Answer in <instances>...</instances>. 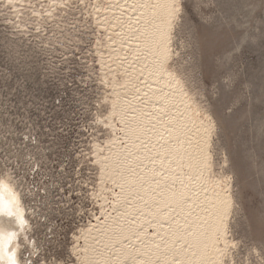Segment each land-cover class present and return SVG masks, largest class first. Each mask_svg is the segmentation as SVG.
<instances>
[{
    "label": "rangeland",
    "instance_id": "obj_1",
    "mask_svg": "<svg viewBox=\"0 0 264 264\" xmlns=\"http://www.w3.org/2000/svg\"><path fill=\"white\" fill-rule=\"evenodd\" d=\"M151 1L155 4L158 0ZM72 2L75 6L61 8L64 0H0V132L6 128L16 130V126L33 131L48 163L47 178L56 180L57 186L63 184L68 189L65 198L76 200L77 206L81 184L87 185L88 210L74 219L57 214L51 222L60 233L59 254L70 262L87 264L84 233L95 228L102 234L108 227L116 228V221L121 223L117 217L122 204L121 180L109 176L114 163H120L119 154L127 142L120 103L123 100L126 105L128 99L131 107L136 105L141 112L144 109L148 116L156 115V109L148 103L149 79L140 62L143 54L136 53L132 42L128 43L141 28L134 15H138L137 8L144 0ZM176 2L167 69L175 67L178 57L182 71L187 69L184 76L170 71L185 92L186 104L179 102L175 110L169 108L162 122L168 124L171 114L188 122L192 136L186 151L198 147L197 135L204 132L208 166L201 174L202 188L193 192L224 194L233 201L226 221V242L221 238L218 242L222 253L234 236L242 238L246 234L244 227L235 224V209H246L257 220L264 212V136L260 130L264 105L259 87L264 82V49L254 42L242 47L235 59H225L230 43L249 32L260 35L264 8L261 0ZM230 79L232 86L226 87ZM253 83L256 88L248 95ZM209 95L211 105L207 104ZM102 102L107 107L103 116L95 107L101 105L103 111ZM186 106L189 110L181 111ZM125 112L132 117L139 113L132 108ZM132 117L127 122L134 121ZM56 169L64 175L61 177ZM182 170L186 181L200 180L188 167ZM23 206L27 217L32 215L33 207L40 208L38 202L32 207ZM204 210L208 208L202 203ZM127 222L124 220L123 225ZM149 232L154 229L150 227ZM136 241L144 244L141 239ZM124 243L133 246L128 239ZM117 246L115 242L103 248L97 245L96 258L100 254L106 257L99 264H117Z\"/></svg>",
    "mask_w": 264,
    "mask_h": 264
},
{
    "label": "bare ground",
    "instance_id": "obj_2",
    "mask_svg": "<svg viewBox=\"0 0 264 264\" xmlns=\"http://www.w3.org/2000/svg\"><path fill=\"white\" fill-rule=\"evenodd\" d=\"M176 1L158 0L154 4L151 0H144L140 8H137L138 15H134L138 16L135 20L139 22L136 23L142 25L135 38L131 36L134 40L128 39V43L132 42L136 53L143 54L142 57L139 54V57L142 65H145L144 76L147 75L149 79L147 91L150 100L147 99V102L152 109L155 107L157 113L148 116L144 109L141 112L137 110L136 105L131 107L132 103H127L126 98V105L123 100L120 103L127 142L119 154L120 163L113 162L114 170L112 173L109 170V176L121 180L122 192L119 197L122 204L117 210L121 223L116 221V228L108 227L102 234L92 227L89 232L84 233V260L87 264L105 262L106 257L100 254L97 259V253L94 251L97 250V245L103 248L114 242L119 246L118 250L116 249L117 264H218L220 261L218 242L219 238L226 242V221L230 215L232 200L224 194L211 196L203 194V191H198L197 194L193 192L202 188L201 174L208 166L209 153L204 132L201 130L197 135L200 140L198 147L186 151L191 135L188 122L182 121V116L176 114H171L168 124L162 122V117L169 108L175 110L176 104L185 102L186 99L185 92L179 88L178 79L167 69ZM133 27L130 29L135 30ZM135 99L133 102H136ZM127 108L139 113L134 117L128 116L127 111L125 112ZM186 109L187 106L181 111ZM130 117L134 121L127 122ZM185 166L200 180L186 181L182 170ZM175 171L180 173L176 174ZM129 202L134 206L130 207ZM202 203L207 205V212L201 211ZM190 210L196 213L191 214ZM20 211L26 216L23 205ZM175 215L177 216L174 217ZM124 220L128 221L125 225ZM7 222V217L0 216V226L7 225ZM100 225L102 227L103 223ZM150 227L154 229L153 233L149 232ZM127 239L133 241L134 247L125 245L124 241ZM140 239L144 241L143 245L136 244V240ZM170 254L173 255L169 257Z\"/></svg>",
    "mask_w": 264,
    "mask_h": 264
},
{
    "label": "snow or ice",
    "instance_id": "obj_3",
    "mask_svg": "<svg viewBox=\"0 0 264 264\" xmlns=\"http://www.w3.org/2000/svg\"><path fill=\"white\" fill-rule=\"evenodd\" d=\"M72 6H75L72 0H64L59 5L61 8ZM261 7L264 8V0H261ZM16 30L19 31L18 28ZM254 42H258L264 49V27L260 29L259 36L249 32L230 43L225 59H235L242 47L251 46ZM169 70L174 71L177 76H184L187 72V69L182 71L179 57L175 61V67L170 66ZM231 86L230 79L226 87ZM259 87L260 101L264 105V82ZM255 88L254 83L250 84L248 95ZM102 104L105 105L103 111L101 105L95 106L101 116L107 111L106 102ZM207 104H212L211 95L207 97ZM93 120L99 123L94 117ZM260 130L264 136V116L260 120ZM48 171L47 160L41 153L38 138L33 131H25L16 126V130L6 128L0 132V216L8 218L7 225L0 226V264H76L75 260L70 262L59 254L57 245L60 233L57 228L52 227L51 222L57 214L61 218L69 216L74 219L76 215L82 216L88 210L87 185L81 184L83 191L77 206L76 200L65 198L68 189L63 184L57 186L56 180L47 178ZM54 171L59 172L61 177L64 175L60 169ZM76 183L80 184V181L77 180ZM62 190L64 195H61ZM37 202L40 208L33 207L31 216L26 217L21 213L22 205L32 207ZM234 216L235 224L244 227L246 234L242 238L233 237V242L221 253L220 264H264V212L257 220L247 214L246 209L240 212L237 208ZM230 227L234 228L235 225ZM42 230L43 239L40 238Z\"/></svg>",
    "mask_w": 264,
    "mask_h": 264
}]
</instances>
